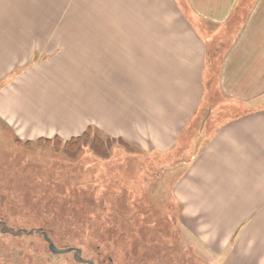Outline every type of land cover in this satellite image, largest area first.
Here are the masks:
<instances>
[{
	"label": "rangeland",
	"instance_id": "1",
	"mask_svg": "<svg viewBox=\"0 0 264 264\" xmlns=\"http://www.w3.org/2000/svg\"><path fill=\"white\" fill-rule=\"evenodd\" d=\"M23 1L17 10L5 9L0 24L4 36L18 38L4 41L10 46L4 52L17 49L18 58L7 66L14 68L0 87L11 92L18 85L8 86L17 76L25 73L26 79V72L35 70L36 88L19 91L27 99H16L14 109L8 106L15 115L18 104L22 114L31 111L28 118L34 122L0 118V264H223L234 259L233 234H227L235 227L229 224L233 218L220 216L217 206L211 212L202 201L173 196L194 138L201 146L220 123L243 110L227 103L218 86L220 60L232 41L222 35L207 43L204 97L186 127L184 146L167 154L146 152L138 139L111 136L94 125V34L155 32L167 25L141 24L140 30L146 15L112 9L108 0H33V8H22ZM177 1L185 11V2ZM10 14L18 15L16 24ZM236 23L230 20L222 33L232 32L233 25L236 30ZM169 24L185 31L176 18ZM78 120L77 136L85 135V142L67 146L66 128ZM43 232L56 247L72 250L52 253Z\"/></svg>",
	"mask_w": 264,
	"mask_h": 264
},
{
	"label": "crops",
	"instance_id": "2",
	"mask_svg": "<svg viewBox=\"0 0 264 264\" xmlns=\"http://www.w3.org/2000/svg\"><path fill=\"white\" fill-rule=\"evenodd\" d=\"M183 1L185 11L177 0H108L112 9L121 6L137 10L138 16L146 15L138 23L140 30V25L147 23L167 27L145 33L94 34V125L111 136L138 139L146 152L167 154L184 146L186 127L196 119L204 97L201 86L210 65L207 43L220 40L222 35L230 39L232 43L220 60L218 86L230 101L227 103L243 106V110L220 123L201 146L194 138L186 150L193 154L182 160L187 171L178 180L173 196L202 201L211 212H216L213 209L217 206L220 216L233 218L229 224L235 227L227 234H233L237 250L235 258L223 264H264V0H250L248 6L246 0ZM29 2L23 1L22 8H33V0L31 5ZM19 8L20 0H0V24L5 9ZM169 8L175 17L168 14ZM8 18L10 23L14 18L16 24L18 15ZM175 18L179 24L183 22L184 32L174 31L169 24ZM230 20L237 22V29L233 25L232 32L223 34L221 28ZM6 35L0 32V80L14 68L7 66L18 58L17 49L4 52V47H10L4 41L18 40L11 33ZM178 41H182L181 46ZM24 74L8 86L11 90L18 85L11 92L0 87L2 120L34 122L28 118L31 111L25 104L26 114L19 104L18 114L13 111L15 100L27 97L19 91L36 83L35 70L27 71L26 79ZM80 123L73 121L71 128H66L70 137L81 133ZM32 124L29 128L35 129ZM243 250L247 252L241 253Z\"/></svg>",
	"mask_w": 264,
	"mask_h": 264
},
{
	"label": "water",
	"instance_id": "3",
	"mask_svg": "<svg viewBox=\"0 0 264 264\" xmlns=\"http://www.w3.org/2000/svg\"><path fill=\"white\" fill-rule=\"evenodd\" d=\"M43 237L46 240V242L48 243V248L52 253H56V254H64L67 253L69 251L72 250V248H58L54 245V243L50 240V238H48V236L46 235V233L43 232ZM80 262H86V260L84 259H79ZM90 264H92L91 262H89Z\"/></svg>",
	"mask_w": 264,
	"mask_h": 264
},
{
	"label": "trees",
	"instance_id": "4",
	"mask_svg": "<svg viewBox=\"0 0 264 264\" xmlns=\"http://www.w3.org/2000/svg\"><path fill=\"white\" fill-rule=\"evenodd\" d=\"M85 135H81V136H76V137H71L69 140H66L65 143L67 146L69 145L70 147L72 146H77V148H79L80 146L83 145V143L85 142L84 137Z\"/></svg>",
	"mask_w": 264,
	"mask_h": 264
},
{
	"label": "bare ground",
	"instance_id": "5",
	"mask_svg": "<svg viewBox=\"0 0 264 264\" xmlns=\"http://www.w3.org/2000/svg\"><path fill=\"white\" fill-rule=\"evenodd\" d=\"M150 35V34H149ZM149 37V36H148ZM150 39H152V37L150 38ZM154 42V41H153Z\"/></svg>",
	"mask_w": 264,
	"mask_h": 264
},
{
	"label": "flooded vegetation",
	"instance_id": "6",
	"mask_svg": "<svg viewBox=\"0 0 264 264\" xmlns=\"http://www.w3.org/2000/svg\"><path fill=\"white\" fill-rule=\"evenodd\" d=\"M87 261V260H86ZM87 262H89V261H87ZM93 264V263H92Z\"/></svg>",
	"mask_w": 264,
	"mask_h": 264
}]
</instances>
